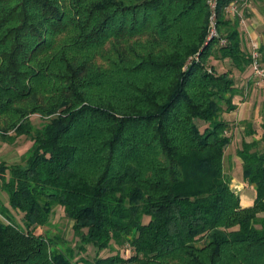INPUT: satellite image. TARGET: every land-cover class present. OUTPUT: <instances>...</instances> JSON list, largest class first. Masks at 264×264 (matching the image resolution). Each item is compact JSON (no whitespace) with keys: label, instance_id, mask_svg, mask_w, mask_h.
Here are the masks:
<instances>
[{"label":"trees","instance_id":"trees-1","mask_svg":"<svg viewBox=\"0 0 264 264\" xmlns=\"http://www.w3.org/2000/svg\"><path fill=\"white\" fill-rule=\"evenodd\" d=\"M229 1L216 39L207 0H0V132L31 142L0 172L22 215L0 208V264H264V122L236 151L250 206L223 167L224 115L254 84ZM56 207L77 253L35 233Z\"/></svg>","mask_w":264,"mask_h":264},{"label":"rangeland","instance_id":"rangeland-1","mask_svg":"<svg viewBox=\"0 0 264 264\" xmlns=\"http://www.w3.org/2000/svg\"><path fill=\"white\" fill-rule=\"evenodd\" d=\"M262 1L263 0L259 1L260 5ZM250 3L253 4L252 0H250ZM236 4L238 11L233 17H230L225 11L224 14L231 21H234L236 20V18H239V31L247 39V46L249 48L250 55H251V50L252 48H254V46H257V52L261 54L260 51L261 48L263 47L264 39L248 40L245 33L246 32L244 27L245 22L244 23L240 22V20L242 19L243 21H245L247 16H245V18L240 16L239 7H242V9L246 7L247 8L246 10H248L247 5L249 4V0H245V3H242V1L239 2V0H237ZM240 4L242 6H240ZM261 10L264 11V6L262 5H261ZM210 16H211V11H210ZM215 21L217 22V17ZM216 22H215V31H214L215 36L213 37L217 39L220 38V34ZM208 29H209V34H211L212 28H211L210 18H209ZM221 40H224V38H221L220 41ZM250 61H251V56H250ZM197 62H199V59H197ZM211 62L215 63L213 59L211 60L208 59L203 63V65L209 70L210 69L209 66ZM215 64H218L217 72L221 73L222 70H224L223 69L224 65H222L221 63H215ZM239 80H242V78H240ZM240 82L238 83V85L241 87L242 84ZM239 90L241 91V95L235 97L233 101L234 104L236 105L235 111H233L230 114L224 115V118L228 120L230 125L232 126V130L230 131V133H228V135L231 137V144L225 150L223 167L225 174L228 177H230L231 180L230 187L240 197L241 204L245 205L249 203V201L254 197V189L252 186L245 184L242 180L240 160L236 155V151L240 147L241 140L244 136L245 125L251 124L253 128L258 131V133L256 134L257 138H259L258 136H260L261 133L260 124L264 122V94L259 90V88L255 84H250L245 88L242 87V89L239 88ZM46 119L47 118L45 117L41 118L38 115L32 116L30 119L31 127L33 129H36L45 125ZM12 136H13L12 132H9L8 134L6 133L4 134L0 132V172H4L5 175H8L9 168L14 167L18 164L20 165L23 164L24 154L28 151V149L31 146V142L27 137L20 136L15 139H12L14 138ZM245 139L247 141L252 140L251 137H246ZM2 206L4 208L9 209V205L7 203V196L3 191L0 190V208H3ZM9 211L13 216L15 222L20 224L22 215L12 209H9ZM72 225L73 223L65 218L63 214V210L59 207H56L53 209V213L50 216L49 222L44 226L37 227L35 229V233L43 234L51 238L58 237L60 238V242L57 245L58 250L66 251L68 250L67 248H70L75 253H77L78 252L77 246L79 245V239L72 234V230H71ZM107 255H108L107 251L101 253V256H107ZM124 255L126 254L124 253ZM81 256L86 260L90 261L94 257V250L92 249V247H87V252L81 254L79 257Z\"/></svg>","mask_w":264,"mask_h":264},{"label":"built area","instance_id":"built-area-1","mask_svg":"<svg viewBox=\"0 0 264 264\" xmlns=\"http://www.w3.org/2000/svg\"><path fill=\"white\" fill-rule=\"evenodd\" d=\"M220 0H207L208 6L211 11V16H210V23H211V36H215V20L217 17V6L218 2ZM237 0H230L228 5L224 8V11L230 16L233 17L237 11ZM241 23H244L243 19L240 20ZM220 44L224 45L225 40H221ZM251 63H250V68H251V73H252V78L254 80V84L259 88V90L264 94V67L261 65L260 62V54L257 52V46H254L251 50Z\"/></svg>","mask_w":264,"mask_h":264},{"label":"crops","instance_id":"crops-1","mask_svg":"<svg viewBox=\"0 0 264 264\" xmlns=\"http://www.w3.org/2000/svg\"><path fill=\"white\" fill-rule=\"evenodd\" d=\"M252 3L253 4L249 3L247 5V17L244 21V27L246 30L245 33L248 40L264 39V11L261 10V5L257 2V0H254ZM253 198L249 201V203L242 206H250Z\"/></svg>","mask_w":264,"mask_h":264}]
</instances>
